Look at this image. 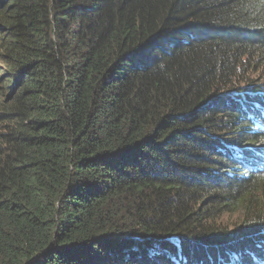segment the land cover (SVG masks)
Segmentation results:
<instances>
[{
    "label": "trees",
    "instance_id": "1",
    "mask_svg": "<svg viewBox=\"0 0 264 264\" xmlns=\"http://www.w3.org/2000/svg\"><path fill=\"white\" fill-rule=\"evenodd\" d=\"M0 264H264V0H0Z\"/></svg>",
    "mask_w": 264,
    "mask_h": 264
},
{
    "label": "rangeland",
    "instance_id": "2",
    "mask_svg": "<svg viewBox=\"0 0 264 264\" xmlns=\"http://www.w3.org/2000/svg\"><path fill=\"white\" fill-rule=\"evenodd\" d=\"M218 170L220 171V169H218ZM220 217H221V219H222L223 222H226L227 220H229L230 217H235V214H233L232 216H229V214L227 212V213H225L224 215H222ZM216 253H218V252L216 251Z\"/></svg>",
    "mask_w": 264,
    "mask_h": 264
}]
</instances>
